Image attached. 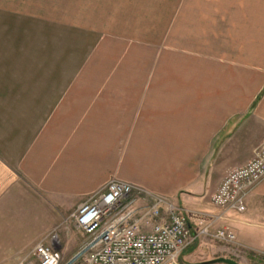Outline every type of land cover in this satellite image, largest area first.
I'll use <instances>...</instances> for the list:
<instances>
[{
  "label": "crops",
  "instance_id": "obj_1",
  "mask_svg": "<svg viewBox=\"0 0 264 264\" xmlns=\"http://www.w3.org/2000/svg\"><path fill=\"white\" fill-rule=\"evenodd\" d=\"M111 1L55 0L57 18L88 20L95 12L88 5ZM241 2L249 3L248 13L255 16L246 24L237 20L238 30L242 26L248 32L235 36L261 37L260 44L248 40L263 49L247 58L264 69V0ZM205 3L209 18L218 4ZM60 4L70 5V17L60 15ZM199 27L210 36V45H221L223 31L214 18ZM88 30L71 25V47H91ZM20 48L0 47V264H14L42 233L28 240L26 232L9 230V222L26 217L38 203L52 211L43 216L44 228H60L78 205L112 180L168 199L189 219L218 216L210 198L222 179L264 146V95L256 102L264 80L256 71L244 96L234 86L209 92L204 82L189 76L42 74V66L32 71L31 47L18 58ZM236 78L233 82L240 83ZM245 207L243 214L220 216L213 228H228L237 244L254 242L244 240V228L253 235V227L264 229V180ZM194 224L190 220L193 232ZM228 256L226 246L200 238L181 253L179 264Z\"/></svg>",
  "mask_w": 264,
  "mask_h": 264
},
{
  "label": "rangeland",
  "instance_id": "obj_2",
  "mask_svg": "<svg viewBox=\"0 0 264 264\" xmlns=\"http://www.w3.org/2000/svg\"><path fill=\"white\" fill-rule=\"evenodd\" d=\"M5 1L8 0H0V47H21L18 58L19 55L23 57L24 47H31L32 71H39L42 66V74L49 75L189 76L204 82L209 92L230 91L234 86L233 89H238L244 96L249 91L248 78L254 71L264 80V69L255 68L247 58V53L254 56L256 50L263 49L251 47L248 40L260 44L261 37L235 36V32H248L242 26L238 30L237 20L246 24L255 16L248 13L249 3H242V0H231V3L224 0L222 5L216 0L218 8L209 18L205 15V0H112L109 4L88 5L95 11L90 14L94 18L74 21L57 18L55 0ZM69 6L58 5L60 15L70 17ZM211 18L223 31L219 46L210 45V36L206 37L204 27H199L201 22L204 25L205 20ZM71 25L89 29L91 47H71V35L67 33L71 31ZM79 35L77 32L75 38ZM238 75L240 83L233 82ZM263 95L264 84L260 83L256 102ZM36 205L37 208L30 207L26 217L9 222V230H14L17 235L26 232L24 237L28 240L42 231L23 253L16 256L14 264L54 230L59 238L61 261H67L79 250L82 236L66 223L58 229L44 228L47 221L43 216L50 214L51 208ZM244 229V240L254 242L237 244L235 241L226 259L237 264H264V236L260 235L264 229L253 227L255 235L252 230Z\"/></svg>",
  "mask_w": 264,
  "mask_h": 264
},
{
  "label": "built area",
  "instance_id": "obj_3",
  "mask_svg": "<svg viewBox=\"0 0 264 264\" xmlns=\"http://www.w3.org/2000/svg\"><path fill=\"white\" fill-rule=\"evenodd\" d=\"M263 180L264 146L222 179L210 198L218 216L194 214L190 219L166 198L123 181H109L63 220L83 238L72 257L61 261L54 230L17 264H179L181 253L200 238L213 239L232 251L235 236L228 228L213 225L225 214H243L247 198Z\"/></svg>",
  "mask_w": 264,
  "mask_h": 264
},
{
  "label": "water",
  "instance_id": "obj_4",
  "mask_svg": "<svg viewBox=\"0 0 264 264\" xmlns=\"http://www.w3.org/2000/svg\"><path fill=\"white\" fill-rule=\"evenodd\" d=\"M213 262H217V263H221V264H237L236 262H234L231 259H217Z\"/></svg>",
  "mask_w": 264,
  "mask_h": 264
}]
</instances>
